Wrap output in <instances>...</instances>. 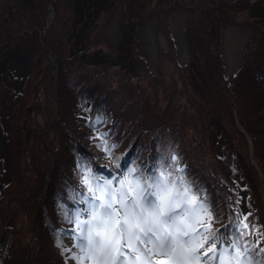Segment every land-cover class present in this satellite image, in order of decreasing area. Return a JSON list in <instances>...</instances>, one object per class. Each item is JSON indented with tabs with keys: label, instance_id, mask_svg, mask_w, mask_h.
Wrapping results in <instances>:
<instances>
[{
	"label": "trees",
	"instance_id": "trees-1",
	"mask_svg": "<svg viewBox=\"0 0 264 264\" xmlns=\"http://www.w3.org/2000/svg\"><path fill=\"white\" fill-rule=\"evenodd\" d=\"M51 1L0 0V96L7 88V52L15 46L18 52L28 50L31 55L22 90H9L6 100L12 115L13 174L0 190V264L8 253L13 259L25 255L31 237L26 213L43 188L29 217L37 235L31 264H66V254L57 244L62 236L56 230L68 224L61 223L57 203L64 197L70 208L77 207L78 196L74 204L67 198L66 189L75 186L85 191L77 176V162L90 163L108 176L116 163L127 160L129 166L135 160L139 165H151L161 153L170 152L180 158L189 178L216 206L220 217L216 229L225 235L235 231L229 221L234 220L239 208L237 194L240 197L245 192L252 203L248 205V219L254 225L253 234L255 226L264 233V21L253 28V43L229 83L222 74L219 33L234 22L229 7L238 1L147 0L137 10L139 21L157 17L168 44L158 61L159 79L151 80L145 73L133 78L125 67L112 65L115 58L109 55L123 50L116 46L111 51L101 33L117 5L128 6L126 0H56L54 17L43 35ZM241 1L246 3L252 20L264 19V0ZM183 6L188 15L183 32L188 54L184 66L178 62L167 22L168 15ZM125 25L127 30L120 42L132 58L134 54L127 46L131 45L134 27L129 22ZM132 48L136 49L134 45ZM51 56L56 57V101L50 95ZM40 84L48 90V101L39 106L35 94ZM98 114L103 123H96ZM85 117H92L91 124ZM235 119L247 134H255L251 136L252 153L261 176L249 159L247 137L236 128ZM215 123L222 126L221 131L230 133L221 156L215 152L220 142L212 129ZM2 128L0 121V131ZM96 129L107 134L109 146L116 144L111 156L99 146ZM50 157L54 165L45 179ZM95 157L103 161L101 167ZM3 169L1 163L0 174ZM236 176L246 182L242 190ZM226 227L228 231L224 232ZM259 248H264V238ZM259 248L254 251L257 258Z\"/></svg>",
	"mask_w": 264,
	"mask_h": 264
},
{
	"label": "snow or ice",
	"instance_id": "snow-or-ice-1",
	"mask_svg": "<svg viewBox=\"0 0 264 264\" xmlns=\"http://www.w3.org/2000/svg\"><path fill=\"white\" fill-rule=\"evenodd\" d=\"M85 119L91 124L92 117ZM95 120L103 123L99 114ZM96 131L99 146L111 156L116 144L109 146L107 134ZM77 164L85 191L75 186L66 191L74 204L78 196L83 207L70 208L64 197L57 203L61 223L72 226L56 230L66 264H264V248H259L264 233L255 226L253 237L251 212L236 209L229 221L235 231L229 235L216 229V206L178 156L161 153L155 164L134 160L126 168L116 163L108 176L90 163ZM237 197L239 205L242 198ZM68 239L73 244L65 246Z\"/></svg>",
	"mask_w": 264,
	"mask_h": 264
},
{
	"label": "rangeland",
	"instance_id": "rangeland-1",
	"mask_svg": "<svg viewBox=\"0 0 264 264\" xmlns=\"http://www.w3.org/2000/svg\"><path fill=\"white\" fill-rule=\"evenodd\" d=\"M126 1H127L128 6L123 5V4L122 5L118 4L117 7L113 11V14H112L113 17L108 21L105 28L104 27H103V29L101 28V33H102V36L104 38L105 44L109 45L111 51H115L116 46L119 47V49L123 50V51L121 50L122 51L121 54H119V52L117 51V52L109 55L110 59L115 58L114 61L112 62V65H114V66L120 65L121 67H125L124 68L125 72L127 74H130L131 77H133V78L138 77L141 74L145 73L151 80L154 79L152 77H156L155 79H159V76L157 74L156 69L158 68L157 65H158V61L160 60V54L162 55V53L164 51H167V48H168L166 37H165V35H163V33L160 30V27H159L160 23H159L157 17L153 16L150 18L149 21H142V22L139 21V15L140 14L137 13V10L141 9L142 4H144V2H147V0H126ZM236 1H238L236 5H232L229 7L230 8L229 13H230V15H233V18H234L233 21L234 22L223 27L219 33V35H220L219 41L220 42H219V46H218V52L220 54V59L222 61V72H223L222 74L225 75L227 78H228V76H227L228 74L226 72V65H225V61H223L224 58H223V53H222L223 52L222 48H223V44L225 41V37H224L225 32L227 30H230L232 33V31L235 29H238V30L245 32L243 37H240L238 35L235 36L236 37V40H234V47L235 48H233L234 49V55H235L234 57L236 59L237 46L238 45L240 46V43L243 42V40H245L246 45L243 47V50L240 54L241 65H242L244 53L251 46V43H253V33H254L253 28L257 25H260V23H262L264 21V19H259L257 21V20H254V18L252 20L251 19V17H252L251 13L246 8L247 7L246 3L242 2L241 0H234V2H232V4L235 3ZM252 1H255V0H251V2ZM149 2H153V0H150ZM123 7L126 8L125 11H124ZM181 9L186 10V7L183 6L182 8H179L178 10H181ZM178 10H176V11H178ZM176 11H174V12H176ZM174 12H172V13H174ZM53 14H54V12H53ZM171 14H169L168 17ZM176 14H181V13L177 12ZM47 17H48V14H46L44 17L43 25H45V22H49V24H50V22L53 19V18H51L47 21ZM53 17H54V15H53ZM168 17H167V22H168V26H169V32L172 35V33H171L172 31H171V28L169 25ZM227 18H229V17L227 16ZM154 20H157V22H153ZM179 21H181V20H179ZM255 21H257V22H255ZM127 22H129V24H131L134 27L133 28L134 33L132 34L131 45L127 46L128 49H130L129 51L134 54V56L131 55L132 58L130 57V55L128 56V54H125V51H124L125 47L122 46L121 45L122 42H120L123 38V32H125L127 30V25H125V24H127ZM136 22H137V24L135 25L134 23H136ZM151 23H154V28L152 31L153 41H152V43L148 42V44L152 47L151 49L153 51L152 63L150 62L148 56L144 53L145 46L142 44V40H141V35H142V31H143L144 27L150 25ZM183 23H184V16L182 14V22H181L182 26H183ZM43 28H44V26H43ZM43 28H42V33L44 35L46 32L45 33L43 32ZM183 32H184V30H183ZM183 36H184V34H183ZM184 39L186 42V54H187V40H186L185 36H184ZM119 44H120V46H119ZM132 44L135 46L136 49L132 48V46H133ZM104 50H106V49H104ZM238 53H239V51H238ZM7 54H9L8 65H7V71L8 72L6 71L5 77H4V83H5L7 88H5L6 92L4 91L3 95L0 96V102H1V105H0V118H1V120L0 121H1V124H2V114L4 115L3 119L5 118V120H9V123H10L9 117H12V115L7 113L8 111H10V113H11V109L6 104L7 96L9 94V90H11V91L15 90L16 92L19 90H22L23 85L25 83V80L23 81V79H24V77L26 79V77L29 74V63H30V58H31L30 57L31 55H30L28 50L25 51L24 53L23 52L21 53V52H18V50L15 46L12 49H10L7 52ZM186 56H187L186 60H184V62L180 63L183 66L185 63H187V60H188V54ZM51 57L55 59V68H56V57H54V56H51ZM241 65H239V67H238V65H236L233 71H235V73H236L239 70V68L241 67ZM163 68L165 69L164 71L168 72V66H166L164 64ZM171 72H174V69ZM10 74H12V76H13L12 79L8 78L9 77L8 75H10ZM56 74H57V72H56ZM56 74H55V78H56ZM51 75H52V71H51ZM232 78H233V76H232ZM51 79L53 81V75H52ZM231 82H229V83H231ZM56 84H57V79H56ZM52 88H53V90L50 92V95L53 98V91L55 88L54 83H52V85H51V89ZM56 90H57V87H56ZM47 93H48V90H46V86H41V84H40V87L39 86L37 87L35 98L38 99L39 106L41 103L48 101V98L46 97ZM246 96L247 95H245L244 97H246ZM56 98H57V95H56ZM57 119H58V115L56 116V120ZM235 124L237 125L236 128L239 131H241L242 133H244V135L247 137L246 139H247L249 159H250L251 163H253V165L255 167H257L258 165L255 162V160L253 159V153H252L253 152V143L251 140V136H253L255 134H247L245 132V130L243 129L242 125L239 124V121L237 119H235ZM2 126H3V124H2ZM4 126L6 127L5 124H4ZM4 126H3V128H4ZM51 126H52V124H51ZM3 128H2V131H0V133H1L0 143L2 142L1 141L2 139L4 141L3 147H2L3 153H2V155L0 153V165L2 163L3 168H4L3 169L4 171L2 172V174H0L1 175L0 176V188L1 189H2L1 184L7 183L11 179V176L13 174L12 169H11L12 157L10 158V156H11V154H10V145H11V143H10V127H9V137L8 138L6 137L7 134H4ZM212 129L219 136V137L217 136V138H220L219 145L216 146L215 152L219 156H221V154H222L221 149H222L223 145H225L226 136H229L230 133H229V131L225 132V130H224V132L221 131L222 126L218 125V123L213 124ZM44 137H45V135H44ZM95 159L97 161L98 166H101L103 164V161L99 157H95ZM50 160L52 161L51 157H50ZM126 161L127 160H125V162H124V166L122 165V168L128 167V163H126ZM53 165L51 166V164H50V166L48 168H46V170L44 171V178L45 179H47L48 173L52 170ZM257 171H258L259 175L261 176L262 173L259 170V168L257 169ZM114 173H115V170L112 171V174H114ZM235 181H236V183H239V185H240L239 187L242 190V185L246 182L241 181L239 176H236ZM44 191H45V188H43V190L35 197V199L32 201V203L29 206L27 213H26V219H25L26 223L25 224L27 225V229H28L29 235H31V237L30 236L28 237V231H27V237L29 239V243H28L25 255L21 256V257L17 256V258L13 259V258H11L12 254L8 253V256L4 258L3 264H31L30 255L32 254L33 247L35 245H37V242H36L37 241V235H36V232L34 231L33 227L31 226V223L29 221V217H30L31 210L35 205V201L38 199V197ZM240 194H242L244 196L245 203H246L247 207L249 204H252L251 202H249L247 200L245 193L241 192ZM243 196H240L242 198V200H241V203L239 204V208H241L247 212L246 206H243V203H242ZM77 207H83V206L79 204V205H77ZM12 224H13V219L9 222L10 226ZM71 227L72 226L68 224L66 229H70ZM11 234H16V232L12 231ZM254 236H255V232L253 234V237ZM2 237H4V239H5V233L2 234ZM25 238H26V236H25ZM263 238H260L259 241H261V239H263ZM64 243H65V246H70L73 244V241L68 239V240H65ZM28 249H29V253H27ZM26 254H28V257ZM67 264H72V262L68 261Z\"/></svg>",
	"mask_w": 264,
	"mask_h": 264
},
{
	"label": "bare ground",
	"instance_id": "bare-ground-1",
	"mask_svg": "<svg viewBox=\"0 0 264 264\" xmlns=\"http://www.w3.org/2000/svg\"><path fill=\"white\" fill-rule=\"evenodd\" d=\"M51 7H52V5L50 4L49 11H48L49 15H50ZM49 19L50 18H48L47 21ZM179 20H181V21H179ZM181 22H182V14H175L170 18V28H171L173 35L177 38V44L179 47V49L177 50V58L184 60V57H185L184 46H183V43H182L181 37H180V33H181L182 28H183V26L181 25ZM153 28H154V23H151L150 25L145 26L143 31H142V35H141L142 44L145 46L144 53L148 56L151 63L153 60L152 59L153 51L151 49L152 47L148 44V42L152 43V41H153V38H152L153 37V33H152ZM244 33H245L244 31H241L238 29L233 30L232 33L230 30H227L225 32V36H224L225 37V43H224L223 48H222L223 49L222 53H223V58H224L223 60L225 61V65H226V72L228 75L233 73L235 66L239 62L240 54L243 50V47L246 45L245 40H243V42L240 43V46L239 45L237 46V49H236V55L237 56L235 59L234 49H233V48H235L234 47V40H236L235 36L238 35L240 37H243ZM238 51H239V53H238ZM3 131H4V128H3ZM1 141L2 142L0 143V153L2 155V153H3L2 147H3L4 141H3V139Z\"/></svg>",
	"mask_w": 264,
	"mask_h": 264
},
{
	"label": "water",
	"instance_id": "water-1",
	"mask_svg": "<svg viewBox=\"0 0 264 264\" xmlns=\"http://www.w3.org/2000/svg\"><path fill=\"white\" fill-rule=\"evenodd\" d=\"M56 0H52V2H51V5H52V7H51V11H50V15L48 14V17H47V19L48 18H53V9H54V2H55ZM177 12H180L181 14H183V16H184V23H183V28H182V30H181V33H180V37H181V41H182V43H183V46H184V54H185V57H187L186 55V42H185V39H184V36H183V30H184V28L186 27V22H187V18H188V15H187V12H186V10L185 9H181V10H178V11H176V12H174V13H172L169 17H168V21H169V25H170V18L173 16V15H175ZM153 22H157V20H154ZM48 25H49V22H45V25H44V28H43V32L45 33L46 32V30H47V28H48ZM172 33V32H171ZM172 37L174 38V41H175V45H176V47H177V50L179 49V47H178V44H177V38L173 35V33H172ZM224 43H225V41H224ZM224 45V44H223ZM184 57V60H186V58ZM50 58V61H51V63H52V67H51V71H52V75H53V83H54V91H53V99H54V101H56V78H55V74H56V70H55V59L54 58H52V57H49ZM184 60H181V59H179L178 58V61H179V63H182V62H184ZM224 61V60H223ZM29 62V61H28ZM182 65V64H181ZM237 65H238V67H239V65H241V57L239 58V62L237 63ZM235 73V71H233V73H231V74H229V75H227L228 76V80H229V82H231L232 81V76H233V74ZM25 80V77H24V79H23V81ZM7 113H9V114H11L10 113V111H8ZM3 117H4V115L2 114V124H3V126H4V124L6 125V127L4 126V132H5V134H7L6 135V137L8 138L9 137V120H5V118L3 119ZM5 121V122H4ZM8 124V125H7ZM0 136H1V133H0ZM10 158H11V156H10ZM54 164V161L52 160L51 161V166ZM1 189V188H0ZM243 196V195H242ZM242 203H243V206H246V210H247V205H246V203H245V198H244V196H243V201H242ZM3 240H4V237H2V240H1V243L3 242ZM27 253H29V249H28V251H27ZM27 255V257H28V254H26ZM27 261V260H26Z\"/></svg>",
	"mask_w": 264,
	"mask_h": 264
}]
</instances>
